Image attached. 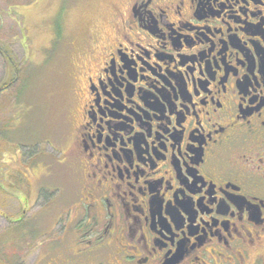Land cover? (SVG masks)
I'll return each mask as SVG.
<instances>
[{
	"label": "flooded vegetation",
	"instance_id": "flooded-vegetation-1",
	"mask_svg": "<svg viewBox=\"0 0 264 264\" xmlns=\"http://www.w3.org/2000/svg\"><path fill=\"white\" fill-rule=\"evenodd\" d=\"M110 9L68 44L74 190L32 264H264V0Z\"/></svg>",
	"mask_w": 264,
	"mask_h": 264
},
{
	"label": "rangeland",
	"instance_id": "rangeland-1",
	"mask_svg": "<svg viewBox=\"0 0 264 264\" xmlns=\"http://www.w3.org/2000/svg\"><path fill=\"white\" fill-rule=\"evenodd\" d=\"M114 3L0 0V264H32L65 236L68 44L105 29Z\"/></svg>",
	"mask_w": 264,
	"mask_h": 264
},
{
	"label": "trees",
	"instance_id": "trees-1",
	"mask_svg": "<svg viewBox=\"0 0 264 264\" xmlns=\"http://www.w3.org/2000/svg\"><path fill=\"white\" fill-rule=\"evenodd\" d=\"M9 60H10V58H9Z\"/></svg>",
	"mask_w": 264,
	"mask_h": 264
}]
</instances>
